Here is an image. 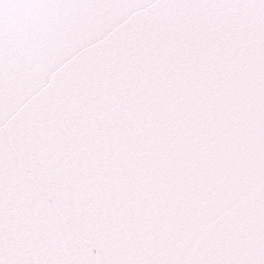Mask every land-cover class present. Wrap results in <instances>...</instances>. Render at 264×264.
Returning <instances> with one entry per match:
<instances>
[{
	"label": "snow or ice",
	"instance_id": "snow-or-ice-1",
	"mask_svg": "<svg viewBox=\"0 0 264 264\" xmlns=\"http://www.w3.org/2000/svg\"><path fill=\"white\" fill-rule=\"evenodd\" d=\"M0 264H264V0H0Z\"/></svg>",
	"mask_w": 264,
	"mask_h": 264
}]
</instances>
